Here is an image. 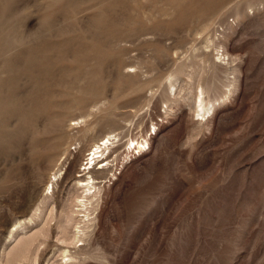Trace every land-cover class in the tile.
Here are the masks:
<instances>
[{
	"label": "rangeland",
	"instance_id": "obj_1",
	"mask_svg": "<svg viewBox=\"0 0 264 264\" xmlns=\"http://www.w3.org/2000/svg\"><path fill=\"white\" fill-rule=\"evenodd\" d=\"M0 264H264V0H0Z\"/></svg>",
	"mask_w": 264,
	"mask_h": 264
},
{
	"label": "bare ground",
	"instance_id": "obj_2",
	"mask_svg": "<svg viewBox=\"0 0 264 264\" xmlns=\"http://www.w3.org/2000/svg\"><path fill=\"white\" fill-rule=\"evenodd\" d=\"M118 137L119 136H117V135L112 137V134L104 136L99 141L94 142L91 146V149L89 150L87 163H85L83 165L84 168L82 169L83 170L82 172H84V174L88 175L89 177L85 178L81 181V184H82L81 186L83 187V189L87 193V195H86L87 201H81L79 204V207L82 208V210L86 209V213L91 210V208L89 210V205L91 206L94 198H96V196L98 194L97 191L99 190V188H97L98 184H96L95 180L102 179V176L108 171L107 165H108V161L111 160L110 159L112 157L111 154L116 153V150L113 149V145L115 144L114 139H116ZM139 145L141 146L140 143L138 144V146ZM94 148L96 149V151L93 152ZM118 152H119V149H118ZM106 155H108V156L106 157ZM113 156H115V155H113ZM89 157H91V158H89ZM104 157H106V158L103 159ZM105 162H107V164H105ZM51 189H52V192H54V186H52ZM84 215L83 216L86 217V219L84 218L85 220H82L81 222L78 223L79 225L81 223H83L84 227H81V225L83 226V224H81L80 227L76 226V233H75L74 240H73L75 242L79 241L78 239L80 238L81 234H86L85 230H87V228H88L87 226H89L90 222L92 221V219L89 218L90 217L89 213L84 214ZM64 238H65V243H67L69 241V239H66V237H64ZM80 241H82V240H80ZM77 250H78L77 255L81 254V252H83V248L77 249ZM67 251H69V250H67ZM64 253L66 254V252H64ZM77 255H71V256L69 255L70 261L76 260Z\"/></svg>",
	"mask_w": 264,
	"mask_h": 264
}]
</instances>
